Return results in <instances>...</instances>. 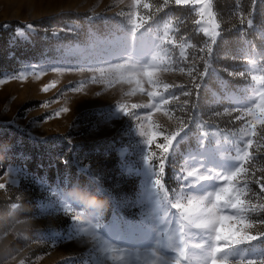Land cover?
I'll use <instances>...</instances> for the list:
<instances>
[{"label": "snow or ice", "instance_id": "obj_1", "mask_svg": "<svg viewBox=\"0 0 264 264\" xmlns=\"http://www.w3.org/2000/svg\"><path fill=\"white\" fill-rule=\"evenodd\" d=\"M172 5L191 7L198 16L193 23L208 38L199 49L204 55L192 57L191 67L187 69L190 85L170 84L161 79L164 73L186 71L184 67H173V49L183 45L170 33L171 25L165 24L161 29L149 24L155 13ZM141 7L149 10L146 15L139 12ZM130 9L127 13H118L127 17L129 27L109 28L103 35L90 32L85 45L65 46L59 66L45 69L31 64L0 80V84H4L10 80L23 82L29 77L39 79L46 70L58 74L90 73L87 80L68 91L85 92L88 84L107 88L127 84L130 89L125 96H135L139 92L149 97L145 104L117 101L114 107L100 113L104 124L123 117L134 121L131 131L143 138L139 160L126 166L128 174L140 178V195L134 205L140 209L139 219L128 221L117 217L106 223L103 211L86 209L80 200L70 198L66 193L68 185L52 188L37 180L41 189L52 197L42 206L41 214H63L71 219L67 236L52 231L49 238H87L92 243V264H264V166L256 167L253 163L257 153L264 150V53L248 57L252 68L251 83L243 94L229 95L226 99L231 107L225 108L223 113H213L217 117L237 113L233 122H241L238 129L213 128L209 132L204 130V124H197L195 127L200 129L197 135L189 127L190 117L188 120L175 117V126L166 127L153 118L154 114L161 113L171 121L174 109L170 104L180 101L181 96L191 97L194 91L199 95L209 74L212 45L221 36V26L213 11V0H160L155 5L130 0ZM100 15L93 12L87 19L91 22ZM240 23L244 24L243 18ZM247 24L251 27L253 21L248 19ZM26 27L34 30L31 23ZM68 31L74 30L69 28ZM16 32L19 36L25 35L21 28ZM180 55L185 61L189 59L184 51ZM198 61L203 62V71L198 69ZM238 75L248 79L243 71ZM56 83L50 81L42 90L47 92ZM173 89H180V95L171 91ZM182 104L189 105V100H183ZM138 109L150 111L141 115ZM69 111V107H61L55 116ZM190 140L195 141V148L189 144ZM181 145H188V148L184 164L175 176L179 190L169 192L164 183L165 166L170 158L183 155ZM8 148L0 146L5 152ZM84 170L89 171L88 166H84ZM5 176L9 179L0 183V189L4 190L8 185L19 184L18 177L23 176V171L9 168ZM69 183L85 193H103L99 183ZM252 184L259 186L258 192L253 190ZM113 203H117L114 198ZM13 229L5 231L0 241ZM133 240L141 243L134 244ZM18 264H25V260L20 259Z\"/></svg>", "mask_w": 264, "mask_h": 264}, {"label": "rangeland", "instance_id": "obj_2", "mask_svg": "<svg viewBox=\"0 0 264 264\" xmlns=\"http://www.w3.org/2000/svg\"><path fill=\"white\" fill-rule=\"evenodd\" d=\"M143 2L155 5L160 0ZM244 7L240 0H235L232 8H227L225 12L222 10L218 16L213 5L216 20L221 26V36L212 45L209 74L202 83L199 95L194 91L191 97L181 96L180 101L170 104L169 107L174 109L173 120L169 121L161 113L154 114L155 120L166 127H173L176 124L175 117H183L185 120L190 117L189 127L197 135L200 131L195 127L197 124H204V130L209 132L213 128L229 131L240 127L241 122H233L237 113L219 117L213 113H223L225 108L231 107L226 99L229 95L243 94V90L251 83L252 68L248 57H259L264 53V11L258 14L259 19L249 27V10L247 6ZM130 10V0H124L123 3L120 0H0V23H31L62 13L74 14L71 20L62 18L63 23L55 22L47 27L35 25L34 30L21 28L25 33L22 37H27V32L36 31L38 34L40 32L42 41L33 56L26 59L15 58L17 62L12 68L0 73V80L31 64L45 69L59 66L65 46L85 45L90 32L103 35L109 28L129 27L127 17L118 13ZM148 11L143 7L139 9L141 15H146ZM93 12L101 15L90 22L87 17L92 16ZM242 18L244 24L240 23ZM195 19L198 16L191 7L172 5L155 13V18L149 21L154 28L162 29L165 24H170V33L183 45L173 49V67H184L186 71L164 73L161 79L166 83L190 85V77L186 72L191 67V59L204 55L199 49L208 38L193 23ZM69 28L74 31L69 32ZM61 29L64 31H60ZM241 29L244 30L243 33ZM54 32L57 35H53ZM229 41L232 42V49L227 48ZM181 51L188 56L187 61L181 57ZM197 67L203 71V62L198 61ZM242 71L248 79L238 75ZM229 72L235 75L230 76ZM90 75L79 72L58 74L46 70L45 75L39 79L29 77L23 82L10 80L0 84V146H9L6 152L0 150V183L9 179L5 176L9 168L23 171V176L18 177L19 184L8 185L6 190L0 189V237L15 226L0 241V264H18L20 259H24L25 264H92V243L87 238H49L52 231L67 236L71 219L63 214H41L42 206L52 197L41 189L35 182L37 180L52 188L68 185L66 189L72 187L69 181L99 183L103 189L99 196L105 201L103 217L106 223L117 217L128 221L139 219L140 209L134 205L140 195V178L128 174L126 166L139 160L143 138L131 131L134 121L123 117L104 124L101 123L100 113L114 107L117 101L145 104L149 97L139 92L135 96H125L130 89L127 84L113 88L88 84L85 92L68 91L80 81L87 80ZM53 80L57 82L55 87L47 92L43 91V87ZM144 87L148 88V85L145 84ZM171 91L180 95L181 90ZM97 92L100 93L99 96L96 95ZM185 99L189 100V105L182 104ZM64 106L69 107L70 111L56 117L55 112ZM182 108L184 111H181ZM137 111L143 115L150 109ZM189 144L195 148L194 140H190ZM187 148L188 145H181L183 155L177 154L166 163L164 183L169 192L179 190V182L175 176L184 164ZM253 151H256L255 147ZM31 160L34 163L29 166L27 162ZM54 161L59 165L57 177H51L49 171ZM253 163L256 167L264 166V150L257 153V159ZM84 166H88L89 171H85ZM250 186L254 191H259L258 185ZM113 198L117 203H113ZM13 204L18 207L13 208ZM132 243L141 241L133 240ZM13 256L16 257L15 260L12 259Z\"/></svg>", "mask_w": 264, "mask_h": 264}, {"label": "trees", "instance_id": "obj_3", "mask_svg": "<svg viewBox=\"0 0 264 264\" xmlns=\"http://www.w3.org/2000/svg\"><path fill=\"white\" fill-rule=\"evenodd\" d=\"M235 1V0H234ZM233 0H213V5L218 13L221 14L222 10L225 12L227 8H232L233 6ZM242 7L244 6L248 7L249 14L247 17L248 19H251L253 21V24L256 20H258V14L263 10L264 11V0L262 2H259V0H240ZM230 10V9H228ZM74 14L72 12L70 13H62L59 15L51 16L42 18L38 21L31 22V24L37 26H51L52 23L58 22L63 23L62 18H67L68 20L73 19ZM79 17H76V19ZM30 22H20V21H4L0 23V73L4 72L5 70H8L12 68V66L17 62L15 58L19 57L21 59H26L36 52V47L42 41L39 34L36 31L27 32V37L19 36L16 32L17 28H27L26 25ZM248 25V24H247ZM192 32V31H191ZM229 40V39H228ZM232 47V42L229 41L228 49ZM232 49V48H231ZM34 162L33 160L28 161L27 164L30 166ZM58 163L54 161L52 165L49 168L50 176L51 177H57L58 173Z\"/></svg>", "mask_w": 264, "mask_h": 264}, {"label": "clouds", "instance_id": "obj_4", "mask_svg": "<svg viewBox=\"0 0 264 264\" xmlns=\"http://www.w3.org/2000/svg\"><path fill=\"white\" fill-rule=\"evenodd\" d=\"M66 193L70 198L80 200L86 209L95 208L97 211H103L105 207V201L98 194L85 193L76 186L66 189Z\"/></svg>", "mask_w": 264, "mask_h": 264}]
</instances>
